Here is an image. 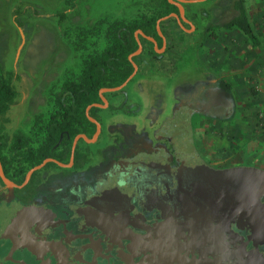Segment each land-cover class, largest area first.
Returning a JSON list of instances; mask_svg holds the SVG:
<instances>
[{
  "label": "flooded vegetation",
  "instance_id": "flooded-vegetation-1",
  "mask_svg": "<svg viewBox=\"0 0 264 264\" xmlns=\"http://www.w3.org/2000/svg\"><path fill=\"white\" fill-rule=\"evenodd\" d=\"M148 1L153 7L156 0ZM188 1L193 0L178 2ZM177 4L173 5L178 13ZM107 19L116 18L94 21L99 26L102 20L107 26ZM179 20L184 19L179 16ZM141 38L135 36L140 45ZM97 52L85 57L77 78H64L61 87L66 80H79L84 60ZM141 53L142 46L139 53L128 56L132 67L136 65L132 77L123 86L132 73L119 85L100 88L98 100L84 110L85 120L75 125L79 131L72 136L62 131L52 150L48 149V131L55 102L45 119L43 114L32 117L36 139L27 137L21 128L9 136L2 134L8 120L0 118L1 170L14 184H6L0 176V264H264V196H255L252 173L245 179L222 174L211 181L204 177L182 181L177 176L174 191L167 183L159 190L137 185L130 188L128 197H124L122 186L114 188L104 178H96L102 172L96 169L98 162L122 142L120 128L111 132L114 115L136 111L135 103L139 105L127 87L137 73ZM162 54L153 52V57L161 59ZM175 63L170 60L161 65ZM210 88L216 93L208 99V108L226 111L206 114L196 110L201 141L206 134L202 117L224 121L231 110L224 95L229 84L212 81ZM131 100L135 103L128 104ZM21 139L24 142L19 144ZM100 141L103 145L98 146ZM201 141L198 150L215 171L223 173L221 170L233 166L218 157L207 159L206 152L200 150ZM27 150L34 154L51 151L57 157L47 156L30 165L20 155ZM77 154L85 156L83 165H77ZM47 158L57 163L44 162Z\"/></svg>",
  "mask_w": 264,
  "mask_h": 264
},
{
  "label": "rangeland",
  "instance_id": "rangeland-1",
  "mask_svg": "<svg viewBox=\"0 0 264 264\" xmlns=\"http://www.w3.org/2000/svg\"><path fill=\"white\" fill-rule=\"evenodd\" d=\"M134 2L145 3L144 0H0L1 73L14 74L11 82L19 92L18 102L6 113L8 121L1 133L9 136L21 128L27 137L36 139L32 117L43 114L45 119L63 79L77 78L82 60L107 43L106 25L101 22L97 26L94 20L123 16L128 20ZM223 38L235 37L225 33ZM224 46L226 52L215 45L211 52L214 75L198 57H203L206 49L201 42L195 46L198 56L188 50L178 61L171 59L176 62L173 66L163 64L166 68L162 67L157 77L138 85L134 78L128 84V94L139 105L131 100L128 104L135 103L136 111L114 115L111 132L120 128L122 142L112 151L107 150V156L98 162L96 169L102 171L96 176L99 181L104 178L114 188L122 186L124 197H128L130 188L137 185L145 190H159L167 183L174 191L177 176L182 181H200L203 177L211 181L220 179L222 174L241 175L245 179L252 173L255 196H264V170L254 167H264V73H261L264 44L259 42L255 46L249 41L235 40ZM173 47L175 44H170L169 50ZM169 61L164 59L161 63ZM212 78L231 82L224 94L226 107L231 110L226 112L224 125L211 118L210 135L204 134L202 142L196 110L200 108L206 114L226 111L223 107L207 106L208 99L216 93L210 88ZM199 141L200 145L214 149V158L221 160L223 155L228 166H233L221 170L223 173L215 171L199 152ZM101 145L102 141L98 146ZM160 197L164 199L163 194Z\"/></svg>",
  "mask_w": 264,
  "mask_h": 264
},
{
  "label": "trees",
  "instance_id": "trees-1",
  "mask_svg": "<svg viewBox=\"0 0 264 264\" xmlns=\"http://www.w3.org/2000/svg\"><path fill=\"white\" fill-rule=\"evenodd\" d=\"M176 12V7L168 0H156L154 12L149 15H141L138 18L112 19L108 20L105 35L108 43L88 59L84 60V67L79 80H66L62 87L54 94L55 110L51 113V121L48 131V149L52 150L62 131H67L70 136L76 134L79 125L85 120L84 110L87 105L98 100V91L102 87H114L121 84L133 71L132 64L128 56L135 52L138 44L134 33L141 30L146 36L155 37L157 43H161V37L156 32V21L159 18ZM103 22L99 20L98 25ZM225 29L237 27L256 44L257 37L247 19L243 7H239V14L223 24ZM12 73H1L0 66V118L5 121L8 109L18 102L19 92L12 84ZM225 89H228L224 85ZM21 139L20 143H23ZM4 145H0V151ZM22 146V145H21ZM21 152V153H20ZM28 164H37L44 157H57L54 153L38 151L37 154L31 151H20ZM77 165H83L86 161L85 156L77 154Z\"/></svg>",
  "mask_w": 264,
  "mask_h": 264
},
{
  "label": "crops",
  "instance_id": "crops-1",
  "mask_svg": "<svg viewBox=\"0 0 264 264\" xmlns=\"http://www.w3.org/2000/svg\"><path fill=\"white\" fill-rule=\"evenodd\" d=\"M147 6L143 4L132 5V10L129 13V18L135 19L141 15H149L154 12V6L151 7L148 0ZM169 2L178 3L181 5L179 12H171L169 15L164 16L160 22V30L162 36V45L159 47L160 43H157L155 37L150 36L154 39L144 38L141 35V46L142 53L139 55L140 61H137L138 70L135 78V84H139L143 80L157 77L161 67L166 68L161 65L160 60H178L182 55H184L188 50L193 54L199 55L195 50L197 44H202L206 46L205 52L200 57L207 70L211 75H214V71L211 70L212 56L211 52L214 49V45L221 47L219 51H225V46L228 43H233V41H238L239 43L249 41L253 45H258L259 42L264 44V0H193L188 2H178L179 0H168ZM140 7V8H139ZM239 7H243L247 19L251 25V28L254 34L257 37V43H252L249 38L237 27L231 29H225L223 24L229 22L239 14ZM179 16L184 20L180 22ZM127 20V17H112ZM129 20V19H128ZM210 23L213 25L209 27ZM157 32V31H156ZM227 33H232L236 38L231 40L227 38L224 40L223 35ZM263 39L262 41L259 38ZM170 44H175L173 49H170ZM223 46V47H222ZM212 47V48H211ZM158 50H162L158 52ZM180 50V51H179ZM154 53H163L161 59H155L153 57ZM226 52V51H225ZM224 52V53H225ZM169 56L166 58V56ZM159 60V61H158ZM264 73V72H261ZM132 78V80L134 79ZM262 86L264 87V74L262 76ZM131 80V81H132ZM220 78H212L214 84L218 82ZM130 81V82H131ZM231 83L230 81L227 82ZM211 118L216 119L215 117H202L200 121L203 125L202 130L206 133L205 136L209 137L208 130L211 129ZM219 120L218 125H224V121ZM206 127V128H205ZM219 142L220 140L217 139ZM200 150L206 152V158H214L213 155L214 149L207 148V145H200ZM224 160L225 156L222 155ZM215 159V158H214ZM211 167V166H210Z\"/></svg>",
  "mask_w": 264,
  "mask_h": 264
},
{
  "label": "water",
  "instance_id": "water-1",
  "mask_svg": "<svg viewBox=\"0 0 264 264\" xmlns=\"http://www.w3.org/2000/svg\"><path fill=\"white\" fill-rule=\"evenodd\" d=\"M180 1H185V0H180ZM179 6V8L181 9V5H178ZM164 17H162V18H159L157 21H156V31H157V34L158 35H160V36H162V34H161V30H160V22H161V20L163 19ZM137 34H140L142 37H144V38H148V39H151L152 41H154V39L152 38V37H150V36H146L141 30H137L136 32H135V36H137ZM137 40V42H138V49L134 52V53H132L129 57L130 58H132L135 54H137V53H139L140 52V50H141V45H140V43H139V40L138 39H136ZM155 42V41H154ZM133 67H134V70H136V65L135 64H133ZM132 75H133V73L124 81V83H122L121 84V86H123L131 77H132ZM121 86H119V87H115V88H110V89H104V90H116V89H119ZM46 161H54V162H56L55 160H53V159H50V158H47V159H45V161L44 162H46ZM57 163V162H56ZM43 164V163H42ZM42 164H40V165H38V166H36L35 168H33L34 170L35 169H37L38 167H40ZM32 169V170H33ZM32 170L28 173V175H27V178H28V176H29V174L32 172ZM207 170H209V168L207 167ZM0 176H1V178H2V180L6 183V184H8V185H11V186H14V184L12 183V182H10L5 176H4V174H3V172H2V170H1V165H0Z\"/></svg>",
  "mask_w": 264,
  "mask_h": 264
}]
</instances>
